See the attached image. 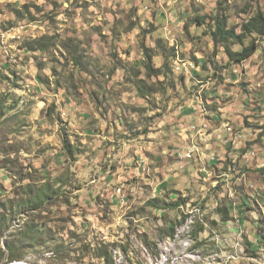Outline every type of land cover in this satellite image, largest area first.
Listing matches in <instances>:
<instances>
[{
	"label": "rangeland",
	"instance_id": "rangeland-1",
	"mask_svg": "<svg viewBox=\"0 0 264 264\" xmlns=\"http://www.w3.org/2000/svg\"><path fill=\"white\" fill-rule=\"evenodd\" d=\"M218 3L229 26L264 11V0H0V264L9 260L8 236L32 219L41 239L8 264H106L95 252L101 245L109 246L115 264L225 263L217 247L223 228L215 220L221 207L214 201L257 199L244 181L216 166L207 164L215 181L200 172L187 177L179 158L188 124L181 110L203 97L210 100L200 107L206 112L218 110V98L230 110L263 111L264 36L234 73L223 50L211 56L214 45L193 25ZM160 36L176 56L168 74H150L144 47L160 70ZM44 37L48 51H32ZM177 51L195 65L190 74L177 70ZM221 88L228 95H218ZM206 119L215 123L210 114ZM245 123L259 133L264 116ZM45 195L51 199L42 211L26 213L30 200ZM155 199L162 205H147ZM259 206L255 222L250 212L245 217L253 239ZM186 255L200 258L186 262Z\"/></svg>",
	"mask_w": 264,
	"mask_h": 264
},
{
	"label": "crops",
	"instance_id": "crops-1",
	"mask_svg": "<svg viewBox=\"0 0 264 264\" xmlns=\"http://www.w3.org/2000/svg\"><path fill=\"white\" fill-rule=\"evenodd\" d=\"M211 51L213 52L214 49L212 48ZM220 57L221 56H219V58ZM223 57H221L220 59H223ZM232 70L234 73H237L238 67L234 65L232 66ZM229 73L231 72L229 71L228 75L225 74L226 81H228L229 79ZM235 77H233V83H238V76L237 78ZM227 90L231 92V89ZM243 91V89L240 90V93H242ZM232 93L233 92H231V94ZM225 94L228 95L227 91L223 90V88H221V91L218 92V95L222 97ZM207 98L212 99L213 96L210 95L209 92H207ZM235 98H237V95L233 97L234 100H236ZM205 100L203 97L194 98L193 102H191V104L187 108L189 110H181L182 113H185L187 115L184 116V119L188 121H186L188 124L185 126V128L181 129V134L186 135L184 141L187 145L183 147H185L186 150L190 147V145L192 146L195 143L198 146L199 150L201 149V152H199L198 156H195V159H193L191 161V164L183 169V171L184 173L186 172L187 175H190L187 176L190 179L196 178L197 174L200 172V174L206 177V179L215 181L216 178L213 177H216V174L213 170L209 169L208 165L210 167L216 166V169L220 168L221 171L223 170V175L227 177L229 176V174L227 173L235 175L237 176L238 180L244 181L247 186H250L249 188H246V191L253 198L256 197L255 199H257V202L250 200V204L243 202L239 203L238 205L235 204V210L230 206V204L232 203H230L229 201L225 200V203L222 202V204H220L221 202H219L218 200L214 201V203L217 202L221 208L225 210L227 209L230 212L231 216V219L228 221H220L221 216L219 214V211H216L215 220L219 222L217 226L222 225V231L224 234L223 240H217V247L219 248V250L220 247H222L221 250L224 258L223 260L225 262L224 264H264V262L262 263V261L264 260L263 235L258 232V224H256V235L253 239L247 227V222L249 220L245 218L246 214H249L250 212L251 221L255 222L254 208L256 207V205H260V215L261 218L264 219V142L260 143L258 141V138L260 137L259 131L261 130H258L259 133H252V130L246 127L245 123V120L251 121L253 120V118H255V116H264V110H246L245 107L244 109L230 110L229 107H224L222 100L218 98L215 101L219 105L218 110H212L214 112L208 110L206 112L207 109H205L204 107L200 109L201 105L205 106L206 102H210V100H206V102ZM209 114L215 119V123H213V125L210 126L209 129L211 131L208 130L204 133L197 134L190 130V126L192 125V123H198L200 125L202 122L207 120L206 117ZM179 126L181 127L182 125L180 124ZM227 127H233L235 130V134L230 135L226 131ZM260 139L264 141L263 137H261ZM248 145L250 146L249 148ZM226 161H229L231 162L230 164H233L234 172L232 171L231 173L230 168H228V170L225 169ZM120 171L122 170L119 169V172ZM113 176L115 177L116 174H113ZM117 179H121V175ZM123 180L125 179L123 178ZM123 180H120L119 182ZM172 180H175V178H170L168 182ZM220 184L221 187H224L222 182ZM225 193H227V191ZM224 195L225 194H223L221 197H224ZM220 200L222 201V199ZM245 207L250 211L246 210ZM234 211H238L239 218L235 217L237 216L235 215L236 213L233 215ZM240 213L243 215L245 214V216L241 215ZM204 231L206 232V230ZM244 247L246 250H244ZM248 248L252 253H256V255L253 256L251 253H249ZM230 249H232V251Z\"/></svg>",
	"mask_w": 264,
	"mask_h": 264
},
{
	"label": "trees",
	"instance_id": "trees-1",
	"mask_svg": "<svg viewBox=\"0 0 264 264\" xmlns=\"http://www.w3.org/2000/svg\"><path fill=\"white\" fill-rule=\"evenodd\" d=\"M146 8L145 11L152 14L153 10H151V8H148L149 10H146ZM193 25L198 29H201V35L209 39L214 45V52L211 54V56L216 57L219 51L222 49L227 58L226 61L229 66L241 65L245 61H248L257 52V37L264 36V11H257L254 15L244 20L238 26H229V18L225 14L223 4L218 3L211 14L204 15L203 17H196ZM184 29L186 33H189L187 25H185ZM156 39L157 42L155 47H157L161 51V53L157 56L162 58L163 60L160 70H156L152 66L153 55L151 54V48L144 47L146 58L143 64L150 74L159 72L168 74L170 71V62L176 56L175 52L173 53L174 50L168 47V44L165 42L163 37L160 36ZM49 42L50 38L44 37L41 40L35 41L34 46L31 49L32 51L40 52L48 51L50 45ZM235 46H239L240 49L235 50ZM207 58L210 59L209 56ZM260 130V137H264V125ZM63 143L65 149L69 153L68 155L73 158V156H71L72 151L70 147V141L64 138ZM230 163L231 162L226 161L225 169L228 170V168H230L231 172H234L233 164ZM28 187L31 186L28 185ZM50 199L51 197L49 195H45L44 198L40 197L39 200H30L25 210L26 213L30 212V209L33 207L36 211H42L43 205L45 204L46 200ZM160 204L161 201L157 199L150 200L147 203L148 206L154 207H157V205ZM218 211L222 221H228L231 219L230 212L227 209L225 210L223 208H219ZM13 217V219L15 220L16 216ZM23 228L24 229L19 230L20 232L18 231L17 234L9 235L7 238V242L5 244V249L9 253V260L6 262L7 264L14 261H20L24 257V255H19L18 251H30L33 247L36 246V242L41 239V236L39 234L42 231V228H39L38 223L35 222V219H32L31 222H26ZM258 232L262 234L264 238V219L262 218L260 219L258 224ZM95 252L98 257L99 255L104 257L106 264H115V259L109 250V246H96ZM4 256L5 252L2 248H0V260L3 259Z\"/></svg>",
	"mask_w": 264,
	"mask_h": 264
},
{
	"label": "bare ground",
	"instance_id": "bare-ground-1",
	"mask_svg": "<svg viewBox=\"0 0 264 264\" xmlns=\"http://www.w3.org/2000/svg\"><path fill=\"white\" fill-rule=\"evenodd\" d=\"M177 61H178V63H177V70L178 71H180V70H183L186 74L187 73H191L194 69H195V65L192 63V62H189V61H184V59L183 60H181V59H179V52L177 51ZM184 65H187V66H184ZM179 74V73H178ZM204 121V120H203ZM206 122H207V120L206 121H204V122H202L200 125H206ZM190 130L192 131V132H195V133H197V134H200V133H204V132H206V131H208L209 130V127H202V128H200V129H197L196 130V126H195V124H192L191 126H190ZM203 136V135H202ZM192 147H194V148H197L198 149V151H194V157L195 156H198V154H199V152H201V149L199 150V148H198V146L194 143L193 145H192ZM195 159V158H194ZM180 161H182L181 163H182V165H181V168H184V159H181ZM185 231V227H183V228H181V230H180V233H183ZM170 248H171V245H168V244H166V245H164V252L165 253H168V251L170 250ZM200 258V255H197V256H190V255H186V257H185V259H184V261H186V262H190V261H195V260H197V259H199ZM15 264H24V263H15ZM160 264V263H159Z\"/></svg>",
	"mask_w": 264,
	"mask_h": 264
},
{
	"label": "built area",
	"instance_id": "built-area-1",
	"mask_svg": "<svg viewBox=\"0 0 264 264\" xmlns=\"http://www.w3.org/2000/svg\"><path fill=\"white\" fill-rule=\"evenodd\" d=\"M146 10H149L148 8H146ZM187 66V65H184ZM195 124L196 126V130L200 129L202 127H209V124L206 122V125H199L198 123H192ZM226 131L232 135L235 134V130L233 127H227ZM194 151H198L197 148H194L190 145V147L188 149H186L183 153L179 154V158L184 159V168L188 167L191 164V161L194 159ZM231 207H233L234 209H236V205L235 204H230Z\"/></svg>",
	"mask_w": 264,
	"mask_h": 264
}]
</instances>
